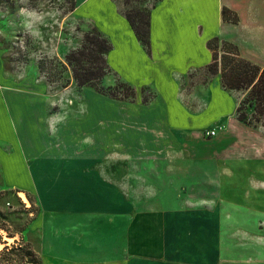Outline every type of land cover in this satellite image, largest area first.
Segmentation results:
<instances>
[{"label":"rangeland","instance_id":"1","mask_svg":"<svg viewBox=\"0 0 264 264\" xmlns=\"http://www.w3.org/2000/svg\"><path fill=\"white\" fill-rule=\"evenodd\" d=\"M84 1L77 0L79 8L73 12L67 10L71 5L70 0H41L38 7L30 6L29 0L13 8L6 4L0 5V136L8 135L9 141L14 142L17 150L23 151L24 147H31V152H34L31 150L33 148L41 151L55 150L60 147L58 139L62 140V150L69 147L71 123L61 125L60 132L57 130L54 134L44 132L42 123L45 101H49V104L56 101L62 105L60 109L58 106H49L51 115L57 111L66 112L67 116L80 114L83 111L85 92L92 90L99 96L103 95L104 100H108L110 117L135 116L138 113L129 102H136L137 99L142 102L149 101L153 96L149 88L141 89L132 85L136 92L135 97L114 98L98 92L93 87L79 86L71 70H68L63 78H59L60 69L56 58L65 60L70 50L80 46L85 32L97 27L110 39L115 49L109 60L111 69L115 71L112 69L103 78L102 86L112 92V88L120 80L127 81V77L122 73L127 71L128 66L118 50V41L127 38L120 32L124 29L121 20L127 22L128 10L137 7L151 9L160 0H87L83 3ZM187 1L193 10L196 9L195 5L200 3L199 18L203 24L218 22V7L223 3H235L239 7L246 5L245 0ZM19 7L35 8L42 14L41 22L36 25V33L28 35L20 27L21 18L17 14ZM211 77L206 67L185 75L180 92L184 102L188 103L195 89L200 88L203 83L207 84ZM68 78L70 84L63 87L62 81ZM32 79L40 84L32 86ZM44 84L48 90L41 95L36 87L40 88ZM127 91L126 88H121L122 94L126 95ZM236 91L240 100L238 105L232 108V114L226 117L228 129L213 138L208 137L207 130H204L203 139L199 142L200 148L207 155L200 157V160L183 156L179 149L181 140L177 139L172 140L171 155L126 156L123 160H118L117 153L121 147L115 137L110 140L108 173L114 182L119 175L121 184L124 183L125 194L137 198L142 228L156 230V249L150 252L142 250L141 253L154 257L152 259H156L158 264L163 254L164 218L161 212L165 206L171 209L184 207L187 211L200 207V210L203 209L208 215L209 218L205 219L212 231L206 235V242L212 244L215 249L205 252L208 261L204 264H217L219 257L221 260L218 264H264V186H260L264 185V124L258 123L255 126L237 118V108L245 91ZM92 99L95 100L93 96ZM97 104L94 115L100 111V102ZM202 105L209 113L213 109L209 100ZM192 107L191 109L196 108ZM222 108H228V103L222 105ZM64 129L68 130L67 135H63ZM28 131L31 132V137ZM159 142L157 145H162ZM31 143L35 147H32ZM95 145L93 149L99 151V143L98 147ZM148 148L149 151L152 150L151 146ZM118 161L120 170L116 172L114 166ZM196 162L202 166L200 178H196L195 174L182 169L181 166L182 163L190 165L197 164ZM164 163H170L173 170H164ZM33 168L31 166L26 170L25 165H20L18 169L4 171L0 164V191L3 192L0 196V209L4 212L10 204H13L14 208L21 206L13 194L7 193L8 190L20 189L19 196L26 207H30L31 202L24 191L37 195L34 190L21 185L25 182L30 183V186L32 183L36 185L26 171L34 176L54 172L52 169L39 172ZM169 180L171 183L168 184ZM196 184H200V203H191L178 197L182 194L186 197L193 192L196 196L198 192L193 187ZM253 184L257 187L254 188ZM48 188L39 186L41 192H46ZM62 188L64 185L61 184L52 188L59 201L72 195L71 186H66L67 190L64 191ZM38 201L41 211L28 226L25 239L39 252L43 264H128L132 255L127 253L129 239L122 227L127 228L129 220L121 224L119 219L112 222L108 215L99 212H70L66 208L44 210L39 199ZM57 204L62 205L59 202ZM141 237L148 238L147 235ZM15 239L19 240V236H4L8 243L14 242ZM4 245L0 242V248ZM174 254L181 252L176 250Z\"/></svg>","mask_w":264,"mask_h":264},{"label":"crops","instance_id":"2","mask_svg":"<svg viewBox=\"0 0 264 264\" xmlns=\"http://www.w3.org/2000/svg\"><path fill=\"white\" fill-rule=\"evenodd\" d=\"M260 1L245 0L244 7H239L235 3H223L218 7V22L203 24L200 23L199 18L200 3H197L196 9L193 10L192 6H188L187 0H160L151 9L150 50L138 39L127 17V22L121 20L124 29L120 32L127 38L118 41V50L128 66L127 71L122 74L127 77L126 82L131 85L141 89L149 88L153 92L152 98L149 101L142 102L137 99L136 102H129L138 113L135 116L110 117L108 100H104L103 95L99 96L97 92L88 90L85 92L82 113L69 114L63 123L56 125V132H60L61 125L72 124V127H69L71 139L68 148L62 150V140L58 139L57 143L60 147L55 150L41 151L33 148L31 150L34 152H31V147L29 149L24 147L23 151H20L16 149L14 142L9 141L8 135L0 136L2 168L8 171L25 165L26 170L31 166L39 172L54 170L52 174L43 173L39 176L26 171L36 185L32 183L30 186L28 182L21 184L37 193L38 196L34 195L39 197L44 210L66 208L70 212H99L108 215L112 222L119 219L121 224L129 220L127 228L122 227L129 239L127 253L132 255L128 264H158L156 259H152L154 257L141 253L142 250L150 252L156 249V230L142 228L137 198L134 195L125 194L124 183L121 184L119 175L114 182L108 173L110 140L115 137L118 146L122 149V151L118 150L120 151L117 153L118 160H123L126 156L171 155L173 139L181 140L179 149L185 157L187 155L190 159L200 160V157L207 155L200 148L199 142L203 139L204 130L223 126L215 136L226 131L228 129L226 117L232 114V108L238 105L240 96L236 90L225 89L220 76L215 75L207 84L203 83L200 88L195 89L188 103H185L180 94L182 78L193 70L205 69L211 62L212 52L207 47V41L214 36L236 43L244 57L264 67V14L262 13L264 1ZM223 5L238 12L240 16L238 23L223 21ZM78 8L79 3L76 0L75 10ZM114 50L112 47L108 54V63ZM32 80H30L32 86L40 84ZM36 90L43 95L48 87L44 84L40 88L36 87ZM8 91L13 92V90ZM207 100L213 107L210 113L202 105ZM99 102V114L94 115L93 112H96L94 108ZM226 103L228 108H222V105ZM45 105L42 125L47 134V131L50 132L47 119L51 116L49 101H45ZM192 106L196 108L191 109ZM28 133L31 137V132L28 131ZM67 134L68 130L64 129L63 135ZM158 141L162 145L158 146ZM98 143L99 151H96L93 145L96 144L95 146L98 147ZM31 145L35 147L33 143ZM148 146L152 147L151 151ZM117 163L114 166L116 172L120 170L118 167L120 162ZM196 163L190 165L182 163L181 166L182 169L195 174L196 178H200L202 166ZM164 165V170H173L170 163H164ZM169 183L171 180L168 181ZM56 184L64 185L63 191L67 190L66 186H71L72 195L59 201L57 193H54L52 189ZM16 185L19 184L16 183ZM196 185H193L198 192L196 196L193 192L186 197L183 194L178 197L191 203H200L198 191L200 184ZM39 186L49 188L46 192H41ZM182 199H176V201H182ZM161 215L164 218V243L160 264L207 263L205 252L215 248L206 242V235L211 234L212 228L206 222L205 218L209 217L203 209L201 211L200 207H197L193 211H187L184 207L171 209L165 206ZM217 230L220 234V228ZM142 235H147L148 238H142ZM176 250H180L181 254H174ZM220 260L219 257L218 263Z\"/></svg>","mask_w":264,"mask_h":264},{"label":"trees","instance_id":"3","mask_svg":"<svg viewBox=\"0 0 264 264\" xmlns=\"http://www.w3.org/2000/svg\"><path fill=\"white\" fill-rule=\"evenodd\" d=\"M40 1L29 0V5L38 7ZM70 1L71 5L67 10L73 12L76 8V0ZM1 4L9 5L10 8L17 5L15 0H0ZM151 9L137 7L126 12L136 36L148 50L151 47ZM222 19L225 22L238 23L240 16L237 11L223 5ZM112 47L110 39L102 31L97 27L90 28L85 32L80 46L70 50L65 60L56 58L60 69L59 78H63L64 74L71 70L79 86L93 87L102 94L119 99L135 97L134 87L126 81L120 80L112 88V92L107 91L101 84L103 78L112 71L108 63V54ZM207 47L212 52L211 62L206 66L209 75H219L226 89L245 91L237 108V118L255 126L258 123L264 124V67L244 57L236 43L220 39L218 36L208 39ZM62 83L63 87L68 86L70 79H65ZM121 88L128 90L126 95L121 93ZM20 192L18 188L7 191L17 198L21 205L19 208H14L13 204H10L6 212L0 209V242L5 244L0 248V264H43L39 252L25 239V232L39 215L41 207L33 193L24 191L31 202V206L26 207L19 196ZM2 193L0 191V196ZM32 213L33 215H30ZM4 236L9 238L19 236V240L15 239L14 242L8 243L4 240Z\"/></svg>","mask_w":264,"mask_h":264},{"label":"clouds","instance_id":"4","mask_svg":"<svg viewBox=\"0 0 264 264\" xmlns=\"http://www.w3.org/2000/svg\"><path fill=\"white\" fill-rule=\"evenodd\" d=\"M17 4L20 3H27V0H15ZM18 16L20 19V27L23 28V30L28 34L32 35L33 33H36L37 31V23L41 22L42 20V14L39 13L35 8L31 7H19L18 8ZM35 39L36 37L33 36ZM59 107V109L62 107V105L59 102L53 101L50 104V108L52 107ZM67 118L66 112L57 111L56 113L52 114L48 117L47 123L49 126V131L51 133H55L56 131V125L59 123H63V121ZM264 186V185H260ZM253 187H257L256 184H253Z\"/></svg>","mask_w":264,"mask_h":264},{"label":"built area","instance_id":"5","mask_svg":"<svg viewBox=\"0 0 264 264\" xmlns=\"http://www.w3.org/2000/svg\"><path fill=\"white\" fill-rule=\"evenodd\" d=\"M220 129H222V126H220L218 128H213V129L207 130L206 131V135L208 137H213V136H215L217 134V131L220 130Z\"/></svg>","mask_w":264,"mask_h":264}]
</instances>
